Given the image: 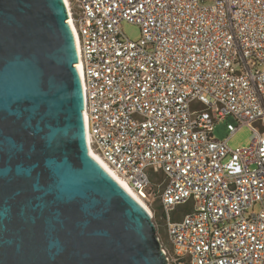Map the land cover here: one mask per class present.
Here are the masks:
<instances>
[{
    "label": "built area",
    "instance_id": "1",
    "mask_svg": "<svg viewBox=\"0 0 264 264\" xmlns=\"http://www.w3.org/2000/svg\"><path fill=\"white\" fill-rule=\"evenodd\" d=\"M68 11L91 153L153 219L161 211L168 264H264V0H69ZM228 118L232 134L253 130L249 145L215 137Z\"/></svg>",
    "mask_w": 264,
    "mask_h": 264
},
{
    "label": "water",
    "instance_id": "2",
    "mask_svg": "<svg viewBox=\"0 0 264 264\" xmlns=\"http://www.w3.org/2000/svg\"><path fill=\"white\" fill-rule=\"evenodd\" d=\"M78 62L65 0H0V146L24 138L23 114L31 149L0 162L37 184L0 189L29 207L28 222L0 208V264H168L150 212L91 153Z\"/></svg>",
    "mask_w": 264,
    "mask_h": 264
},
{
    "label": "snow or ice",
    "instance_id": "3",
    "mask_svg": "<svg viewBox=\"0 0 264 264\" xmlns=\"http://www.w3.org/2000/svg\"><path fill=\"white\" fill-rule=\"evenodd\" d=\"M12 119H16L19 123L21 135L24 138H16V143L13 145V149L10 153L5 151L3 147L0 146V161L6 160L9 155H11L14 161L24 160L27 159L29 153L31 152V149L27 144V119L24 118L23 114L19 119L15 117H13ZM32 131L35 132V129H33ZM3 139V134H0V145H2ZM9 182L19 185H28L29 188L33 190H35L37 186V184L33 182V170L31 168V165L26 167L23 164L16 163L12 165V169H10L8 165L0 162V189H3ZM16 191H19L20 195L17 196L15 200H8L7 198L0 199V208L8 209L6 219L10 218L13 213L19 214L22 209L23 222H28V199L24 194L23 187L16 189Z\"/></svg>",
    "mask_w": 264,
    "mask_h": 264
},
{
    "label": "rangeland",
    "instance_id": "4",
    "mask_svg": "<svg viewBox=\"0 0 264 264\" xmlns=\"http://www.w3.org/2000/svg\"><path fill=\"white\" fill-rule=\"evenodd\" d=\"M122 29L124 33L132 40H138L142 36L141 27L137 24H134L131 22H123ZM228 123H237V122L233 118H228L216 124L214 128V135L217 139L224 140V139L229 138V141H228L229 145L232 146L233 148L246 146L251 143L252 136H253V130L249 126L240 127L237 132L232 134L228 130V127H227ZM161 179L162 177H155L156 181H159ZM148 204H152L153 207L157 208L159 204L158 199H154L153 197H150ZM190 206H191V203H188L186 205H179L177 207L176 212L173 214L174 218L178 219L184 213H187L188 211H190ZM255 209L258 211L260 207L256 206ZM153 220L155 221L156 224H159V232L161 234V238L163 242L165 243L166 246L168 245L170 246V244H168L167 232L164 226V222L162 220V213L160 210L157 211V215L155 219Z\"/></svg>",
    "mask_w": 264,
    "mask_h": 264
},
{
    "label": "bare ground",
    "instance_id": "5",
    "mask_svg": "<svg viewBox=\"0 0 264 264\" xmlns=\"http://www.w3.org/2000/svg\"><path fill=\"white\" fill-rule=\"evenodd\" d=\"M65 3H66V6H67V9L69 10V0H65ZM71 21V20H70ZM80 65V64H79ZM93 156L102 164V160L95 154L93 153ZM115 177V176H114ZM121 183V182H120ZM133 196L134 198L142 205L144 206L148 211H149V206L146 204V202L138 195L136 194L130 187H128L126 184H123L121 183Z\"/></svg>",
    "mask_w": 264,
    "mask_h": 264
}]
</instances>
